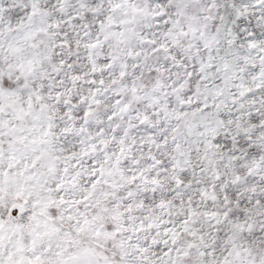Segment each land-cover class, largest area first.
Segmentation results:
<instances>
[{"label":"snow or ice","instance_id":"6c2138e0","mask_svg":"<svg viewBox=\"0 0 264 264\" xmlns=\"http://www.w3.org/2000/svg\"><path fill=\"white\" fill-rule=\"evenodd\" d=\"M0 264H264V0H0Z\"/></svg>","mask_w":264,"mask_h":264}]
</instances>
